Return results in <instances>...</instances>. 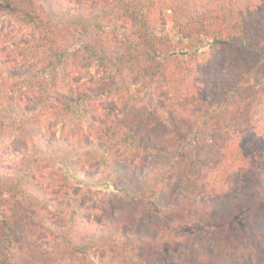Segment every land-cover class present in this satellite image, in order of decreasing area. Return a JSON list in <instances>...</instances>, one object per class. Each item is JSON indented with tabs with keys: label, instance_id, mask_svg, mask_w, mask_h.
I'll list each match as a JSON object with an SVG mask.
<instances>
[{
	"label": "trees",
	"instance_id": "1",
	"mask_svg": "<svg viewBox=\"0 0 264 264\" xmlns=\"http://www.w3.org/2000/svg\"><path fill=\"white\" fill-rule=\"evenodd\" d=\"M0 264H264V0H0Z\"/></svg>",
	"mask_w": 264,
	"mask_h": 264
},
{
	"label": "rangeland",
	"instance_id": "2",
	"mask_svg": "<svg viewBox=\"0 0 264 264\" xmlns=\"http://www.w3.org/2000/svg\"><path fill=\"white\" fill-rule=\"evenodd\" d=\"M2 32L8 34L9 37L15 40L16 42H22L24 39H30L32 37V32L30 29L27 28L19 29L14 27L12 23L5 22L4 26L0 28L1 44H4L3 42H5V37L2 34Z\"/></svg>",
	"mask_w": 264,
	"mask_h": 264
}]
</instances>
